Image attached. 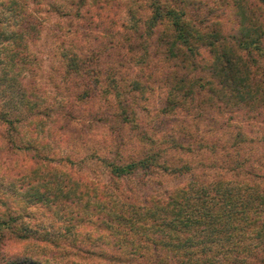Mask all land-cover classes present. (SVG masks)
I'll use <instances>...</instances> for the list:
<instances>
[{
	"label": "trees",
	"instance_id": "1",
	"mask_svg": "<svg viewBox=\"0 0 264 264\" xmlns=\"http://www.w3.org/2000/svg\"><path fill=\"white\" fill-rule=\"evenodd\" d=\"M39 1L2 2L15 20L9 29L0 18V57L7 56L6 62L0 58L4 76L14 61L26 60L25 46L40 31L42 18L35 9ZM67 2V9H72L70 14L65 10L67 14L78 18L83 27L110 37L103 40L97 35L95 40L106 44L102 51L111 57L125 50L127 37L117 36L136 28L120 20L119 10L127 6L133 15L146 11L140 35L152 42L137 63L148 72L134 78L131 87L143 92L141 81L151 77L164 89L167 109L203 118L208 127L220 131L247 126L251 133L261 132L264 145V0ZM92 57L73 54L66 61L68 72L82 81H97L100 70L91 64ZM124 59L122 55L116 60L121 65ZM19 104L38 114L28 97L22 95ZM120 105L117 118L127 115L126 103ZM20 121L19 116L0 112V174L15 189L0 194V234L5 239L29 237L23 217L35 203L49 209L69 203L75 208L69 212L70 227L92 224L93 235L141 264H264V159H241L232 154L234 144L207 142L199 148L213 153L223 150L236 174L245 173V179L201 182L191 176L163 193L141 195L124 181L139 172L149 175L146 183L153 169L171 174L189 166L158 161L159 154L150 151L127 162L103 157L100 161L112 184L109 189L52 166L39 143L25 140ZM237 137L242 139L240 133ZM225 166L221 163V168ZM27 264L42 262L30 258Z\"/></svg>",
	"mask_w": 264,
	"mask_h": 264
},
{
	"label": "rangeland",
	"instance_id": "2",
	"mask_svg": "<svg viewBox=\"0 0 264 264\" xmlns=\"http://www.w3.org/2000/svg\"><path fill=\"white\" fill-rule=\"evenodd\" d=\"M2 2L0 0V18L11 29L15 20ZM67 8V0H40L35 9L42 18V26L37 37L25 46L26 60L14 61L6 76L0 66V112L22 118L18 124L25 140L39 143L51 157L52 166L105 184L109 189L112 184L101 164L103 157L127 162L150 151L159 154L158 161L165 159L170 164L189 166L186 171L171 174L153 169L149 183H144L149 175L139 172L124 181L127 186H136L139 194L144 195L163 193L191 176L201 182L245 179V173L236 174L228 163L232 159L225 157L223 150L216 149L213 153L199 148L207 142L234 144L232 154L241 159L251 156L264 159L261 132L251 133L247 126H227L220 131L208 127L203 118L185 115L177 109L169 110L164 89L153 84L151 77L141 81L143 92L131 87L134 78L148 72L141 70L137 63L145 46L152 42L140 35L146 11L133 15L127 6L119 10L120 20L129 27H136L128 34L117 36L120 40L127 37L125 50L119 54L125 55L120 65L116 60L120 56L107 55L102 51L106 44H97L95 40L97 35H102L103 40L110 37L83 27L78 18L69 15L72 9ZM65 10H69V14ZM73 54L86 58L93 54L91 64L100 70L97 81L91 78L82 81L68 72L66 61ZM5 56L0 57L3 62ZM22 95L37 105L36 116L32 115L33 108L25 109L19 104ZM123 102L127 115L122 113L117 118ZM236 133L242 136L240 141L239 137L234 138ZM177 142L183 147L174 149L173 144ZM223 162L225 168H221ZM13 191L15 189L0 174V194ZM72 208L69 203L50 209L35 203L23 217L24 226L30 232L28 238L7 240L0 234V264H14L16 260L27 264L30 258L42 264H141L93 235L92 224L77 223L70 227Z\"/></svg>",
	"mask_w": 264,
	"mask_h": 264
}]
</instances>
